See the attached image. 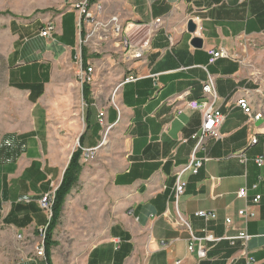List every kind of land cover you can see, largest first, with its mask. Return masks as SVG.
<instances>
[{"label":"crops","instance_id":"0c3cea01","mask_svg":"<svg viewBox=\"0 0 264 264\" xmlns=\"http://www.w3.org/2000/svg\"><path fill=\"white\" fill-rule=\"evenodd\" d=\"M65 1V9L41 28L53 22L56 29L52 39L56 43L49 44L42 55L35 53L32 39L46 45L51 38L42 37L41 30L36 29L30 40L24 38L28 44L12 52L15 66L9 70V83L27 89L33 107L51 101L57 60H47L46 54L57 56L70 51L72 58L77 53L78 16L73 0ZM97 2L102 3L106 15H118L124 22L146 23L164 17L165 23L152 38L146 57L133 62L131 70L113 48L103 50V55L91 47L85 49L86 65L96 66L97 84L91 87L90 127L83 149L95 147L103 139L104 127L98 121L102 109L112 127L106 145L94 162L83 165L78 184L67 196L54 236L64 229L74 244L63 260L53 252L52 263L176 264L179 260L180 264H231L240 247L226 237L236 235L245 226L251 236L249 253L256 264H264V165L258 167L254 161L258 155L264 157V115L254 121L237 104L245 96L254 111L264 112V0H94L92 4ZM190 19L198 26L194 34L187 30ZM194 36L203 39L201 48L191 44ZM211 48H223L233 57L209 64ZM25 52L33 59L17 65ZM128 73L139 79L124 85L118 109L110 103L113 84ZM210 75L215 78L217 90L214 105L224 113L225 120L220 138H210L206 149L195 153L207 160L198 174L188 176L186 191L176 200V173L191 160L197 143L192 135L203 122L200 111L177 113L176 106L183 103L178 96L189 91L186 101L206 99L203 83ZM171 98L175 99L173 103L168 102ZM45 121L49 124L48 117ZM83 124L78 140L86 130L85 119ZM32 135L34 128L27 134H7L0 144V158L13 160L15 155L25 154ZM255 136L258 142L252 144ZM46 137L47 149L36 159L41 174V161L50 165L49 173L43 175L46 187L41 184L40 189L25 195L20 191L22 183L13 185L10 175L7 179L4 174L0 177L6 201L0 204V221L23 236L37 232L46 223L40 197L52 190L54 180H59V186L63 178V171L59 175L51 161L54 142L48 125ZM34 145L37 147L36 142ZM241 150L249 158L247 165L232 156ZM23 162L27 166L30 160ZM33 168L26 167L25 172ZM244 186L248 188L247 200L237 197ZM257 194L261 200L255 204ZM4 204L9 205L5 215ZM246 206L256 211L254 219L245 221L238 215ZM201 209L215 210L218 218L205 222L196 215ZM180 216L189 226L181 224ZM227 217L233 219L230 226L225 223ZM204 228L217 239L205 241L208 255L200 260L196 252H189L188 243L192 234L203 236ZM40 261L34 254L19 264H42ZM233 264L245 262L241 259Z\"/></svg>","mask_w":264,"mask_h":264},{"label":"rangeland","instance_id":"374dc122","mask_svg":"<svg viewBox=\"0 0 264 264\" xmlns=\"http://www.w3.org/2000/svg\"><path fill=\"white\" fill-rule=\"evenodd\" d=\"M74 1L71 3L73 4ZM67 4L68 2L65 0H0V144L9 133L22 135L30 133L34 128V135L28 139L25 154L15 155L13 160L0 158V177L1 174H4V179H7L6 176L10 175L13 185L22 183L23 186L21 187L23 188L20 191L25 195L28 191L40 189L41 184L46 187L43 175L46 176L49 173L50 165L48 161H41V174L37 171L36 159L40 158L41 154H44L47 149V125L50 137L53 138L51 140L54 142L51 145L54 153L51 161L56 164L59 175L62 171L64 175L65 167L67 168L71 158H69L70 154L79 147L78 134L81 129L85 128L82 115V97L77 79L78 66L74 59L76 54L72 58L70 57V51L67 54L57 56H53V53L46 54L47 60H53L54 58L57 60L54 62L53 75L55 82L50 91L51 101L50 103L47 102L46 105L38 102L33 107L28 100L27 89L9 83V78L12 77V72L9 70L15 66L12 62L14 60L13 50L17 49V46L21 48L28 44L29 41L26 42L24 38L30 40L31 33L34 34L36 29L40 31L49 18L54 21L58 16L57 14L62 12ZM46 42L45 45L40 39L34 38L30 45L34 48L35 53L38 52L39 55H42L44 50L51 46L49 44L56 43L52 37L47 39ZM63 43H66V40ZM80 51L79 42L77 53ZM21 56L17 65L27 64L33 59V55L27 52ZM117 83L118 81L113 84V89ZM32 103L35 104L34 101ZM47 117L49 124H46L45 121ZM71 120H73L72 124L69 123ZM35 142L37 147L34 145ZM233 154L236 155L237 152ZM26 160H30L27 166L26 162H23ZM22 162L23 164H21ZM81 163L83 165L90 164V162L84 161L83 157ZM33 165V169L25 172L26 167L31 168ZM10 181L11 178L8 179V182ZM58 182L59 180H54L52 190L40 197L39 206L46 214L47 220L42 226L48 224L49 217L45 209L42 208L40 201L46 194L54 196L55 190L58 188ZM4 189L0 185V204L6 202L3 197ZM8 208L9 205L4 204V215L8 213ZM17 236L14 227L0 221V264H19L34 254L36 256L35 248L38 243L45 242L46 233L42 236L38 230L37 232H26L23 239H19ZM69 238L64 229L57 232L55 236L53 233V240L56 245L52 246L51 253L54 252L56 257L63 260L66 251L70 250V246L74 244ZM40 259L42 264H47L46 256Z\"/></svg>","mask_w":264,"mask_h":264},{"label":"built area","instance_id":"2783aa9c","mask_svg":"<svg viewBox=\"0 0 264 264\" xmlns=\"http://www.w3.org/2000/svg\"><path fill=\"white\" fill-rule=\"evenodd\" d=\"M73 9L76 11L77 19V32L79 35V42L81 51L76 53L74 59L78 66L77 79L79 83L80 94L82 97V115H84L87 103L84 99V88L86 85L90 87L97 84L96 80V66L86 65L84 62L83 48L91 47L93 52L102 53L103 50L113 48L122 55V60L129 65V70L132 69L133 62L142 60L146 57L151 49V40L155 34L159 31L161 26L165 23L164 17H158L151 22H124L118 15H106L102 3L92 4V0H75L72 4ZM56 26L53 22H48L45 27L40 31V35L44 38H50L55 31ZM171 44L173 40L171 39ZM209 64H214L220 58H232L233 56L225 49H209ZM139 79L138 75L134 73L126 74L118 83L115 85L110 103L119 109V94L125 84L136 82ZM157 80V78H156ZM92 91V90H91ZM203 91L206 99H192L185 100L189 91H185L178 96L179 100L183 103L176 106L178 114L185 111H200L203 115V122L197 132L192 135V138L197 141L194 153L191 160L181 166L176 173V181L174 186V195L178 200L186 191L188 184V176L198 174L202 168L204 161L207 160L205 157H197L196 152L205 150V146L210 138H220V128L225 120V115L219 107H215L217 99V90L215 78L209 76L208 80L203 83ZM175 99L171 98L168 100L169 103H173ZM237 104L243 109V111L254 121H259L263 118L264 112L262 110L254 111L250 101L247 97L241 96L237 100ZM98 121L101 126L104 127V134L102 141L95 147L83 149V160L91 162L98 156L99 151L104 148L105 139L108 137V132L111 129V125L106 120V110L102 109L98 114ZM258 138L255 136L252 139V144H256ZM236 156L240 161L247 165L249 158L243 150L237 152ZM258 167L264 165V157L258 155L254 159ZM257 187V184L254 185ZM55 196V194H54ZM54 196L46 194L40 201L41 206L45 209L49 219L52 216V206L54 202ZM237 197L242 200L248 198V188L246 186L240 188L237 192ZM261 200V195L257 194L253 198V202L258 204ZM196 215L203 218L205 222L213 221L218 218V214L215 210L201 209L196 212ZM238 215L245 221L254 219L256 217V211L246 206L238 211ZM180 222L183 225L189 226L188 222L180 216ZM227 226L233 223L231 217L225 219ZM48 224L42 226L39 231L42 236L47 231ZM204 235L197 237L192 234L191 239L188 243L189 252H196L200 260L206 259L208 255V249L205 245V241H215L217 238L207 228L203 229ZM19 239H23V234H18ZM232 245L239 243V254L235 256L231 264L244 260L245 264H256L255 259L249 253V241L251 236L249 235L247 228L244 226L237 231L236 235L227 236ZM36 256L45 258V244L44 242L38 243L36 246ZM181 261H177L176 264H180Z\"/></svg>","mask_w":264,"mask_h":264},{"label":"trees","instance_id":"16d2710c","mask_svg":"<svg viewBox=\"0 0 264 264\" xmlns=\"http://www.w3.org/2000/svg\"><path fill=\"white\" fill-rule=\"evenodd\" d=\"M85 54H86L85 48H83L84 62H86ZM90 98H91V87L89 85H86L84 88V99H85V102L88 104V108H86L85 114H84V119L86 122V130L80 136L79 147L72 153L69 164L64 172L62 181L54 193L55 197H54V202L52 206V216L48 221V227H47L46 237H45V242H44L47 264H53L52 259H51V256H52L51 249H52V246L56 245V242L53 240V233L58 223L60 222L64 203L67 199V196L72 191V189L78 184L79 179H80V174L83 169L81 158L83 154L84 136L90 127V124H89V116L91 114V108L89 107Z\"/></svg>","mask_w":264,"mask_h":264},{"label":"water","instance_id":"95a60500","mask_svg":"<svg viewBox=\"0 0 264 264\" xmlns=\"http://www.w3.org/2000/svg\"><path fill=\"white\" fill-rule=\"evenodd\" d=\"M198 26L196 22L193 19H190L188 24H187V30L191 34H194L197 32ZM191 44L196 47V48H201L203 46V39L200 38L199 36H194L192 38Z\"/></svg>","mask_w":264,"mask_h":264},{"label":"bare ground","instance_id":"6f19581e","mask_svg":"<svg viewBox=\"0 0 264 264\" xmlns=\"http://www.w3.org/2000/svg\"><path fill=\"white\" fill-rule=\"evenodd\" d=\"M105 143H106V139H105Z\"/></svg>","mask_w":264,"mask_h":264}]
</instances>
